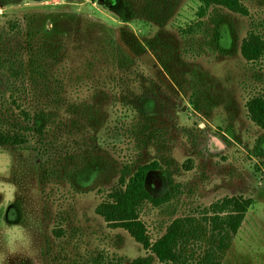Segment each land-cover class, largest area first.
Masks as SVG:
<instances>
[{
  "label": "rangeland",
  "instance_id": "1",
  "mask_svg": "<svg viewBox=\"0 0 264 264\" xmlns=\"http://www.w3.org/2000/svg\"><path fill=\"white\" fill-rule=\"evenodd\" d=\"M117 1L0 0V89L24 62L27 99L56 113L48 155L36 140L0 148V264H162L96 213L127 167L155 161L161 202L141 207L153 240L179 217L206 231L212 204L243 196L222 264H264V129L247 108L264 95V57L242 55L249 31L264 36V0L204 17L198 0ZM205 231L188 250L205 249Z\"/></svg>",
  "mask_w": 264,
  "mask_h": 264
},
{
  "label": "trees",
  "instance_id": "2",
  "mask_svg": "<svg viewBox=\"0 0 264 264\" xmlns=\"http://www.w3.org/2000/svg\"><path fill=\"white\" fill-rule=\"evenodd\" d=\"M198 15L204 17L217 8H226L232 12L248 15L243 0H198ZM18 24H16V27ZM193 26H189V31ZM242 55L249 62L264 57V36L251 30L243 41ZM18 61L20 59L18 58ZM7 63V62H5ZM12 68L8 85L0 89V148H24L32 141L39 144V153L48 155L51 146L44 141L50 124L55 122V112L48 104L40 108L41 101L29 102V88L25 79L27 70L23 67ZM19 80L12 82V79ZM31 80L35 79L32 74ZM54 105L55 100H51ZM54 105L53 107H55ZM48 108V109H47ZM71 108H74L72 105ZM250 119L264 129V95H255L247 102ZM56 109V108H55ZM50 111V112H49ZM51 115V117H50ZM36 144V145H38ZM157 161L139 166L135 172L127 167L122 173L119 184L112 189L105 200L96 208V213L114 228H123L149 251L152 257L162 264H222L226 251L240 230L252 199L243 196L228 197L210 207L207 230L199 227L190 217L176 218L158 239L153 240L146 223L141 219V207L144 202L159 204L161 199L154 198L147 188L149 173L158 168ZM205 231L208 244L200 253L188 250L191 242L198 240ZM152 258H137L131 264H152Z\"/></svg>",
  "mask_w": 264,
  "mask_h": 264
},
{
  "label": "flooded vegetation",
  "instance_id": "3",
  "mask_svg": "<svg viewBox=\"0 0 264 264\" xmlns=\"http://www.w3.org/2000/svg\"><path fill=\"white\" fill-rule=\"evenodd\" d=\"M101 1H102V3H101ZM117 0H99V3L100 4H104V5H106V6H108V7H113V6H115L116 4H117Z\"/></svg>",
  "mask_w": 264,
  "mask_h": 264
},
{
  "label": "water",
  "instance_id": "4",
  "mask_svg": "<svg viewBox=\"0 0 264 264\" xmlns=\"http://www.w3.org/2000/svg\"><path fill=\"white\" fill-rule=\"evenodd\" d=\"M101 3H102V1H101Z\"/></svg>",
  "mask_w": 264,
  "mask_h": 264
}]
</instances>
